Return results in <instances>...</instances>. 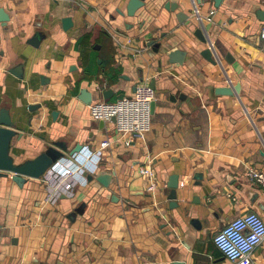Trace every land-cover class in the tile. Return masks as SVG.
<instances>
[{
  "label": "crops",
  "instance_id": "1",
  "mask_svg": "<svg viewBox=\"0 0 264 264\" xmlns=\"http://www.w3.org/2000/svg\"><path fill=\"white\" fill-rule=\"evenodd\" d=\"M127 1L0 0L8 15L0 21V107L21 133L11 142L14 162L57 141L64 155L107 141L91 179L56 202L44 177L19 187L0 176V264H232L214 245L215 231L251 210L264 219V184L249 175L264 176V21L255 14L264 0H144L133 16ZM198 25L208 43L194 34ZM206 46L217 63L201 54ZM174 49L185 51L181 63L169 61ZM18 64L22 78L8 71ZM228 80L239 92L216 93ZM151 82L154 109L139 137L115 132L112 120L100 128L77 96L81 87L97 90L92 103L111 89L104 100L115 101ZM110 172L107 187L95 179ZM173 174L179 185L170 200ZM76 207L83 212L69 219ZM251 264H264V240Z\"/></svg>",
  "mask_w": 264,
  "mask_h": 264
},
{
  "label": "built area",
  "instance_id": "2",
  "mask_svg": "<svg viewBox=\"0 0 264 264\" xmlns=\"http://www.w3.org/2000/svg\"><path fill=\"white\" fill-rule=\"evenodd\" d=\"M194 15L199 20L198 12ZM264 38V27L261 28ZM229 86H232L228 80ZM154 99V89L148 83L136 85L135 90L115 101L99 100L90 103L91 116L96 120L115 118V132L140 135L149 127L150 103ZM107 141H101L98 148L92 150L81 146L79 150L59 157L42 176L49 184L47 199L56 202L61 194L71 196L73 189L86 182V175L96 171L101 161L103 149ZM143 174L150 175V170L141 168ZM249 175L264 184V176L260 172L250 171ZM153 189V186H149ZM264 240V219L254 211L236 216L217 229L213 235V243L232 264H251L252 254Z\"/></svg>",
  "mask_w": 264,
  "mask_h": 264
},
{
  "label": "water",
  "instance_id": "3",
  "mask_svg": "<svg viewBox=\"0 0 264 264\" xmlns=\"http://www.w3.org/2000/svg\"><path fill=\"white\" fill-rule=\"evenodd\" d=\"M213 5L215 7H218L222 0H212ZM144 4V0H128L125 5V12L128 16H133L135 14V11L141 7ZM170 6L173 10L176 8L175 3H167L165 7L167 8ZM118 13L123 15L124 11L118 9ZM256 17L264 21V10L263 9H257L255 11ZM177 18L179 21H184L187 19V16L183 14L180 11L176 12ZM8 15L4 11L3 7H0V21H7ZM72 24L71 17L65 16L62 18V25L64 29H67ZM194 34L198 37L200 41L203 43H208L207 38L204 35V32L202 30L201 25H198L194 29ZM43 35L41 33L37 32L35 33L30 39L29 43H31L34 46H37L39 44L40 38ZM149 44H155L157 47L159 46V43L155 42L154 40L149 41ZM201 54L210 62L217 63V56L215 55L214 51L210 48V46H206L202 51ZM185 56V51H181L179 49H174L168 53V58L170 62H179L181 63L183 61V58ZM227 60H229L228 54L225 56ZM10 73L15 75L18 78L23 77L22 73V65L18 64L14 67H11L8 69ZM150 86L153 88V82L150 83ZM136 87V86H135ZM134 87V90H135ZM133 90V91H134ZM240 90L239 83H236L232 86H221L217 87L215 89V92L218 94H229L232 95L234 93H238ZM102 97L104 99H109L112 95L111 89H106L101 92ZM96 95H99V92L97 90L89 91L86 87H81L79 89L78 98L82 100L84 103L90 104L91 101L96 97ZM39 104H33L29 105V109L33 110L38 108ZM154 109V101H151L150 103V113L153 112ZM57 114L56 111L52 112V115L55 116ZM112 121H115V118H111ZM104 126V121L99 120V127L102 128ZM19 132L14 128V122L11 119L9 110L5 107H0V176H10L11 180L14 181L19 187H22L23 183L25 182V177L30 178H40L42 177L47 169L61 156L64 155V152L67 148L66 145L61 142L57 141L54 142L53 145L48 146L45 150L40 152L38 155H36L33 158L25 159L21 162L15 163L14 157L10 155V149H11V142L14 137H20ZM139 137L140 134L137 132L132 133V137ZM131 138V137H130ZM133 143V141H130ZM80 149V145H75L72 149H69V154H71L74 151H77ZM141 151L146 154V149L142 147ZM114 175L113 172L110 173H101L98 174L95 179L101 183L103 186L107 187L108 183L110 181V178ZM89 179H91L90 175H87ZM193 177L196 180H200L202 178L201 172L194 173ZM199 182V181H197ZM179 185L178 175L173 174L170 175L168 178V181L166 183V186L170 189L168 193V198L170 200L176 199V190ZM171 205L175 206L176 202L171 201ZM82 208L76 207L69 215V219H73L74 215L77 213H82ZM192 223L200 227V223H198L195 220H192ZM0 236L6 235V230L3 231L1 229L0 225ZM13 243L15 240H11ZM62 264V263H57ZM171 264H186L184 261L180 259H175L171 262Z\"/></svg>",
  "mask_w": 264,
  "mask_h": 264
},
{
  "label": "trees",
  "instance_id": "4",
  "mask_svg": "<svg viewBox=\"0 0 264 264\" xmlns=\"http://www.w3.org/2000/svg\"><path fill=\"white\" fill-rule=\"evenodd\" d=\"M86 36H87V34H83V35L81 36V38H80V41H81V39L86 38Z\"/></svg>",
  "mask_w": 264,
  "mask_h": 264
},
{
  "label": "rangeland",
  "instance_id": "5",
  "mask_svg": "<svg viewBox=\"0 0 264 264\" xmlns=\"http://www.w3.org/2000/svg\"><path fill=\"white\" fill-rule=\"evenodd\" d=\"M115 99V96L111 98V100ZM111 100H108V101H111Z\"/></svg>",
  "mask_w": 264,
  "mask_h": 264
}]
</instances>
